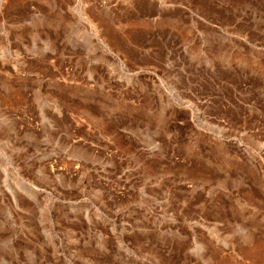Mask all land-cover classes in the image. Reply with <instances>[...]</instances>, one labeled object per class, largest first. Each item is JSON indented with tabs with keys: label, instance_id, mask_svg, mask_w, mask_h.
Returning <instances> with one entry per match:
<instances>
[{
	"label": "rangeland",
	"instance_id": "374dc122",
	"mask_svg": "<svg viewBox=\"0 0 264 264\" xmlns=\"http://www.w3.org/2000/svg\"><path fill=\"white\" fill-rule=\"evenodd\" d=\"M0 264H264V0H0Z\"/></svg>",
	"mask_w": 264,
	"mask_h": 264
}]
</instances>
